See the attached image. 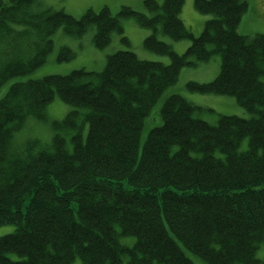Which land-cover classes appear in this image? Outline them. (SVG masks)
<instances>
[{
  "label": "trees",
  "instance_id": "16d2710c",
  "mask_svg": "<svg viewBox=\"0 0 264 264\" xmlns=\"http://www.w3.org/2000/svg\"><path fill=\"white\" fill-rule=\"evenodd\" d=\"M182 3L146 0L152 15L89 8L75 17L38 0H0V88L45 63L59 27L77 37L94 25L92 41L103 48L133 15L152 29L144 47L169 57L162 64L117 50L98 72L80 68L9 84L0 97V226L14 229L0 235V264H72L75 255L93 264L106 246L115 255L101 264L123 257L127 264H193L181 245L208 264H264L255 256L264 243V35L236 32L246 0H194L211 17L193 37L179 17ZM158 29L191 44L177 55ZM214 53L221 57L216 77L186 87L233 96L251 116L220 115L210 124L193 116L198 106L170 94L139 149L161 93L181 68ZM72 55L61 48L57 58ZM55 95L72 109L53 122L51 141L13 146L14 132L29 117L44 119ZM243 137L248 146L240 151ZM119 234L134 236L133 244H120Z\"/></svg>",
  "mask_w": 264,
  "mask_h": 264
},
{
  "label": "rangeland",
  "instance_id": "374dc122",
  "mask_svg": "<svg viewBox=\"0 0 264 264\" xmlns=\"http://www.w3.org/2000/svg\"><path fill=\"white\" fill-rule=\"evenodd\" d=\"M8 1V0H6ZM45 6H51L54 9H62L66 13L79 17L85 10L92 9L100 10L104 5L109 9L111 14H116L122 7L129 8L135 12H142L147 15H152V12L147 9L144 0H38ZM159 4L163 0H156ZM247 8L241 14L240 20L236 26V31L244 36L254 35L256 33L264 34V0H246ZM183 24L190 29L193 36H198L202 31L204 21L211 17L210 14L201 13L194 7V0H184L181 13L179 14ZM122 32H113L109 44L103 48H98L92 41V36L95 31L94 25H90L85 33L74 37L66 34L62 27L57 28L51 35L53 46L48 54L44 64L38 68L23 74L21 76L12 77L6 81L0 88V97L5 93L9 84L12 82L26 81L30 79H38L44 75L50 74H67L72 70L84 68L88 71H101L105 65L106 56L117 50H131L139 59L160 61L169 63L167 55H161L143 46L144 38L152 33V29L140 26L133 15L123 17L121 19ZM122 36L127 38L122 40ZM156 36L171 45L172 50L181 55L190 45V39L172 40L167 35L163 34L159 29L156 31ZM61 48H69L73 55L68 60H58L57 55ZM221 57L218 53H214L207 61L198 62L193 66H185L179 70L177 80L172 85L168 86L159 96L157 101L151 107L149 116L144 120L143 130L141 132L139 149L145 139L146 132L149 128L160 123L158 111L162 102L170 94H179L181 97L192 102L199 108L193 112L194 117L201 118L210 124H215L220 115H236L248 118L251 113L240 106L235 97L230 95H214L202 94L190 91L186 84L188 82L205 83L211 81L219 72ZM261 81L264 85V75L261 76ZM72 107L62 102L56 95L53 100L47 105L45 110V118L38 119L29 117L25 120L17 131L13 134V146L23 149L24 145H29L31 141L39 143H49L55 128L53 122L60 121ZM151 120V122H150ZM70 129L58 130L62 133ZM87 123L84 122L82 134L86 135ZM26 145V146H27ZM248 146V138L243 137L238 145V150H245ZM68 147L71 144L68 143ZM217 156H223V153L216 151ZM14 229L13 224H4L0 226V235L11 232ZM115 229L119 231V226L115 225ZM173 237V234L169 232ZM119 243L130 246L133 244L134 236H118ZM180 247V246H179ZM183 254L193 264H208L198 254L190 251L181 245ZM12 259L19 258V255L10 252L7 253ZM255 256L264 261V243L259 244L256 249ZM72 264H86L79 256L74 257ZM110 264V263H106ZM122 264H127V258L124 257Z\"/></svg>",
  "mask_w": 264,
  "mask_h": 264
},
{
  "label": "bare ground",
  "instance_id": "6f19581e",
  "mask_svg": "<svg viewBox=\"0 0 264 264\" xmlns=\"http://www.w3.org/2000/svg\"><path fill=\"white\" fill-rule=\"evenodd\" d=\"M119 232V231H118ZM119 235H121V234H119ZM118 235V236H119ZM169 237H171V236H169ZM172 238V237H171ZM119 240V239H118ZM145 245V244H144ZM114 255H115V253L113 252V251H110V246L109 247H107L106 246V248H105V250L103 251V253H98V254H96L95 256H93L92 257V260H93V264H101L104 260H105V258H109V259H111V260H113V258H114ZM76 256H78V255H76ZM124 258V257H123ZM165 259V258H164ZM166 259H167V257H166ZM106 263H110V262H106ZM105 263V264H106ZM110 264H112V263H110Z\"/></svg>",
  "mask_w": 264,
  "mask_h": 264
}]
</instances>
